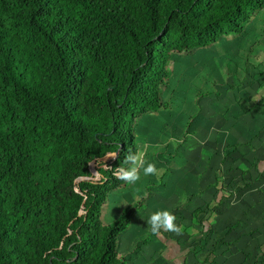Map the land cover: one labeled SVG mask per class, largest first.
<instances>
[{"label":"trees","instance_id":"1","mask_svg":"<svg viewBox=\"0 0 264 264\" xmlns=\"http://www.w3.org/2000/svg\"><path fill=\"white\" fill-rule=\"evenodd\" d=\"M263 9L264 0H0V250L12 264H44L60 247L84 201L76 180L118 149L102 183L80 186L93 203L73 253L51 264H121L120 235L143 199L103 227L101 207L106 191L132 183L120 170L137 156V118L168 106V54L241 33Z\"/></svg>","mask_w":264,"mask_h":264},{"label":"rangeland","instance_id":"2","mask_svg":"<svg viewBox=\"0 0 264 264\" xmlns=\"http://www.w3.org/2000/svg\"><path fill=\"white\" fill-rule=\"evenodd\" d=\"M168 57L170 71L160 88L168 106L139 116L134 125L137 157L144 167L154 163L157 172L145 175L143 167L139 168V179L117 191H106L101 207L99 224L103 227L118 218L129 203L143 199L128 229L120 235L117 253L121 264H150L149 259L158 257L154 249L162 246L160 241L166 240L168 232L151 231L148 221L157 211L167 210L177 217L176 222L180 219V231L173 234L178 241L189 243L191 238H198L204 209L215 208L217 202L216 189L208 188L206 192L205 181L215 180V162L223 154L220 147L229 148L225 140L233 139L228 136L233 129L248 133L249 127L254 132L264 128V9L244 23L243 32L224 35L208 47L170 52ZM255 138L263 139L253 135L238 139L257 143ZM115 152L92 161V181H104L103 172L118 158ZM109 155L113 159L99 169L101 177L97 180L91 165ZM80 181L76 189L81 195L89 194L92 200L88 190H80L87 180ZM230 186L233 190L236 187ZM75 239L76 234L67 245L70 255ZM196 244L201 245L200 238ZM173 251L170 257L175 258ZM54 255H46L45 264H51Z\"/></svg>","mask_w":264,"mask_h":264},{"label":"crops","instance_id":"3","mask_svg":"<svg viewBox=\"0 0 264 264\" xmlns=\"http://www.w3.org/2000/svg\"><path fill=\"white\" fill-rule=\"evenodd\" d=\"M233 131L228 134L233 139L225 140L229 148L220 147L223 154L215 162V180L205 181L206 192L216 189L217 202L215 208L206 207L202 213L201 245L196 244L198 238L186 243L174 238L175 232L167 231L166 240L160 241L162 246L154 249L158 257L145 256L150 264H264V128L254 132L249 127L248 133L244 129ZM248 135L263 139L255 138L257 143L238 139ZM231 184H235L234 190ZM173 249L175 258L170 257Z\"/></svg>","mask_w":264,"mask_h":264},{"label":"clouds","instance_id":"4","mask_svg":"<svg viewBox=\"0 0 264 264\" xmlns=\"http://www.w3.org/2000/svg\"><path fill=\"white\" fill-rule=\"evenodd\" d=\"M127 159L132 162L133 166L128 170H120V178L127 182H134L139 179L138 169L141 167H143L145 175H154L157 172V168L154 163H148L147 166L144 167V162L139 161L137 156L130 155ZM175 221L176 216L173 213L167 210H160L150 216L148 223L151 226V231L153 233H158L160 229L178 233L180 228L177 226Z\"/></svg>","mask_w":264,"mask_h":264},{"label":"bare ground","instance_id":"5","mask_svg":"<svg viewBox=\"0 0 264 264\" xmlns=\"http://www.w3.org/2000/svg\"><path fill=\"white\" fill-rule=\"evenodd\" d=\"M112 159H113V155H109L105 158L99 159L98 161L94 162L91 165L92 170L94 171V173L97 176L96 177L97 180L101 177L99 169L104 167ZM90 202H91L90 195L85 194L84 195V202H83L81 212H80V219L84 216L85 211H86ZM80 219L76 220L75 222H72L71 225L69 226V235L64 239V245L65 246L68 245L69 242L71 241V239L74 237ZM0 264H9L6 257L2 253H0Z\"/></svg>","mask_w":264,"mask_h":264},{"label":"water","instance_id":"6","mask_svg":"<svg viewBox=\"0 0 264 264\" xmlns=\"http://www.w3.org/2000/svg\"><path fill=\"white\" fill-rule=\"evenodd\" d=\"M115 153L117 154V157H118L119 154H120V149H118ZM100 175H101V174H100ZM102 177H103V179H104V175H103V174H102ZM81 179H86L88 185H97V182L92 181L93 178H80V179H77L76 182H75V189H76V186L79 185L80 182H82V181H80ZM76 191L78 192L77 189H76ZM87 192H89V193L92 195V200H91V201H92V203H93L94 192H93L92 190H88ZM78 193H79V192H78ZM83 197H84V195H83ZM83 202H84V201H83ZM82 205H83V203H82ZM81 208H82V206H81ZM88 210H89V207H87L84 216L80 219V212H81V209H80V212H79L78 217H77L73 222H75L76 220L80 219L79 222H82V223H83V222L86 220ZM70 225H71V224H70ZM70 225H69V226H70ZM68 228H69V227H68ZM75 234H76V236H78V227H77V229H76V233H75ZM66 237H67V236H66ZM66 237H65V238H66ZM65 238H64V239H65ZM64 239H63V241H62V243H61V245H60V247H59L58 249H52V250H50L49 252H47V253L44 255V257H43V263H44V264H45V256H46V255H49V254H52V253L57 254V253H61V252H63L64 250H69L68 247H67V245H66V246L64 245ZM76 243H77V242H75V244H76ZM0 253H2V254L6 257V259H7V261H8L9 264H12V262H11V258H10L9 256H7V255H6L3 251H1V250H0ZM53 258H54V257H53Z\"/></svg>","mask_w":264,"mask_h":264}]
</instances>
